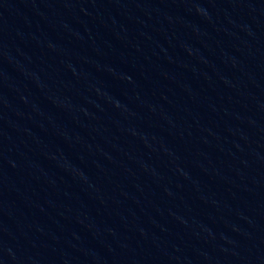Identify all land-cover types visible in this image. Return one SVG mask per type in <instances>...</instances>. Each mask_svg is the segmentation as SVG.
<instances>
[{
  "label": "water",
  "instance_id": "1",
  "mask_svg": "<svg viewBox=\"0 0 264 264\" xmlns=\"http://www.w3.org/2000/svg\"><path fill=\"white\" fill-rule=\"evenodd\" d=\"M0 264H264V0H0Z\"/></svg>",
  "mask_w": 264,
  "mask_h": 264
}]
</instances>
